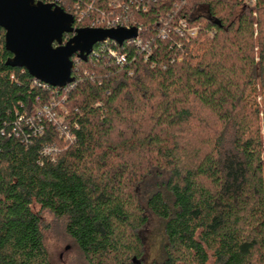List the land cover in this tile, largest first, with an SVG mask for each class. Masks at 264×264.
I'll return each instance as SVG.
<instances>
[{
    "label": "trees",
    "instance_id": "1",
    "mask_svg": "<svg viewBox=\"0 0 264 264\" xmlns=\"http://www.w3.org/2000/svg\"><path fill=\"white\" fill-rule=\"evenodd\" d=\"M117 13L150 52L97 43L65 88L8 65L0 27V264H56L45 213L87 264H142L147 210L165 221L152 264H264V0Z\"/></svg>",
    "mask_w": 264,
    "mask_h": 264
},
{
    "label": "water",
    "instance_id": "2",
    "mask_svg": "<svg viewBox=\"0 0 264 264\" xmlns=\"http://www.w3.org/2000/svg\"><path fill=\"white\" fill-rule=\"evenodd\" d=\"M0 27L12 53L7 64L57 88L74 82L73 56L87 60L97 43L112 40L121 45L138 36L137 27H75L72 14L36 0H0ZM65 33L74 35L65 42Z\"/></svg>",
    "mask_w": 264,
    "mask_h": 264
},
{
    "label": "rangeland",
    "instance_id": "3",
    "mask_svg": "<svg viewBox=\"0 0 264 264\" xmlns=\"http://www.w3.org/2000/svg\"><path fill=\"white\" fill-rule=\"evenodd\" d=\"M164 177L165 174L158 180H163ZM155 178V175L148 176L138 188L139 196L144 204L155 187ZM146 213L148 220L141 231L144 241V256L141 263L152 264L155 261H161L164 257L165 221L149 210ZM44 216L48 225L45 231V244L52 260L56 264H87L74 241L66 234L64 221L49 213H45Z\"/></svg>",
    "mask_w": 264,
    "mask_h": 264
},
{
    "label": "built area",
    "instance_id": "4",
    "mask_svg": "<svg viewBox=\"0 0 264 264\" xmlns=\"http://www.w3.org/2000/svg\"><path fill=\"white\" fill-rule=\"evenodd\" d=\"M45 4H52L54 6H67L70 10V14L74 16V24L77 23H86L90 28H117V27H127L130 25L127 23V20H123L117 10H127L129 12L144 11L146 12L149 7L158 2H165L168 0H108L109 11L102 10L98 7V0H38ZM185 2V0H181ZM174 6L179 8V3L174 2ZM176 29L182 34L187 33L190 37H195L198 34L199 26L189 27L187 22L184 19L179 20V25ZM140 30L138 28V36L133 39L125 40V42H135L141 49H148L150 52V47L148 42H144L140 38ZM166 30L163 28L161 30V36H166ZM112 40H107L101 43H107ZM115 42V41H113ZM116 43V42H115ZM117 44V43H116ZM119 45V44H118ZM122 45V44H121ZM111 54L117 59V61H122L124 59L123 55H119L117 51L110 50ZM77 59V58H76ZM78 60V59H77ZM41 82V81H40ZM43 83V82H42ZM45 85H48L44 83ZM50 86V85H49ZM57 88V87H56ZM43 111L47 112L46 115H49V110L46 109V106L43 108ZM42 113V112H41ZM66 138L71 139L72 136L66 134Z\"/></svg>",
    "mask_w": 264,
    "mask_h": 264
},
{
    "label": "bare ground",
    "instance_id": "5",
    "mask_svg": "<svg viewBox=\"0 0 264 264\" xmlns=\"http://www.w3.org/2000/svg\"><path fill=\"white\" fill-rule=\"evenodd\" d=\"M36 1H38V0H36ZM40 2H41V1H40ZM51 5H52V4H51ZM53 6H54V5H53ZM61 8H62V7H61ZM130 27H135V26H130ZM130 27H129V28H130ZM104 29H106V28H104ZM100 43H101V42H100Z\"/></svg>",
    "mask_w": 264,
    "mask_h": 264
}]
</instances>
